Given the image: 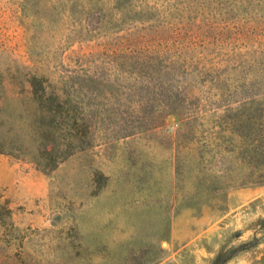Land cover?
I'll use <instances>...</instances> for the list:
<instances>
[{
    "label": "rangeland",
    "instance_id": "374dc122",
    "mask_svg": "<svg viewBox=\"0 0 264 264\" xmlns=\"http://www.w3.org/2000/svg\"><path fill=\"white\" fill-rule=\"evenodd\" d=\"M33 93L87 146L0 154V264H264V0H0V142L36 154Z\"/></svg>",
    "mask_w": 264,
    "mask_h": 264
},
{
    "label": "trees",
    "instance_id": "16d2710c",
    "mask_svg": "<svg viewBox=\"0 0 264 264\" xmlns=\"http://www.w3.org/2000/svg\"><path fill=\"white\" fill-rule=\"evenodd\" d=\"M42 84L43 81L39 79H32L30 82L33 89ZM33 96L40 106L47 108L50 114L48 123L39 124L34 130L37 134L36 154H31L18 142L7 146L4 142H0V154L16 152L28 156L39 168L49 172L57 167L58 162L64 161L75 151L86 147L87 144L80 139H75L79 132L74 125L68 126L64 123L67 120L75 121V115L68 111L63 112L61 106L63 103L58 96L52 94L47 97L37 96L36 93H33ZM123 129L125 136L131 133L127 127Z\"/></svg>",
    "mask_w": 264,
    "mask_h": 264
},
{
    "label": "crops",
    "instance_id": "0c3cea01",
    "mask_svg": "<svg viewBox=\"0 0 264 264\" xmlns=\"http://www.w3.org/2000/svg\"><path fill=\"white\" fill-rule=\"evenodd\" d=\"M3 171H5L6 169H8L9 172H13L15 173V170H16V166L15 165H10V164H6L3 166ZM7 183H5V180H3V182L0 184V189L1 188H4V187H8V193H10V190H11V187H12V184H13V178L11 177V175L9 176V179L6 180Z\"/></svg>",
    "mask_w": 264,
    "mask_h": 264
}]
</instances>
